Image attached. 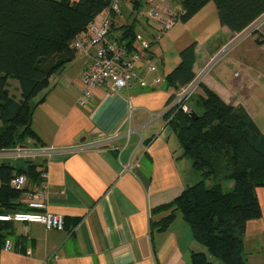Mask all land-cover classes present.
I'll return each mask as SVG.
<instances>
[{"label":"crops","instance_id":"0c3cea01","mask_svg":"<svg viewBox=\"0 0 264 264\" xmlns=\"http://www.w3.org/2000/svg\"><path fill=\"white\" fill-rule=\"evenodd\" d=\"M180 1L168 3L179 10ZM123 9L125 18L113 21L111 36L120 37V28L135 22L136 47L150 46V58L156 60L158 70L149 73L148 63L141 64L146 84L129 91L94 89L87 108L79 105L87 61L82 53L53 77L45 101L33 113L41 148L28 140L17 149L33 152L31 157L2 159L16 158L21 163L18 167L25 159L43 164L40 171L48 172L50 186L47 210L65 218V229L15 223L8 238L12 248L5 251L3 247L0 264H43L52 257L51 264H191L192 251H205L179 214L167 231L152 228V222L166 215L153 211L173 202L200 176L165 119L178 94L166 77L179 64L181 52L195 45L197 96H203L201 85H205L227 104L245 108L242 95L258 61V34L231 46L235 36L222 26L215 4L209 3L190 20L176 24L160 42L152 43L155 24L144 17L140 21L127 3ZM228 65L240 70L233 78L227 73ZM156 77L161 78L158 84ZM9 84L10 95L20 101L18 83L10 80ZM223 184L227 191L234 187L233 181ZM35 187L30 183L26 189ZM256 194L262 217L247 226L244 256L248 264H264V187ZM212 264L223 263L212 259Z\"/></svg>","mask_w":264,"mask_h":264},{"label":"trees","instance_id":"16d2710c","mask_svg":"<svg viewBox=\"0 0 264 264\" xmlns=\"http://www.w3.org/2000/svg\"><path fill=\"white\" fill-rule=\"evenodd\" d=\"M112 1L0 0V153L14 152L28 140L41 148L33 128L34 110L45 101L53 77L75 58L72 41ZM209 3L215 4L222 26L233 36L264 15V0H181L182 21L190 20ZM120 30L121 36L115 38L125 43L129 53L137 51L135 22ZM259 35L264 45V32ZM195 61V45H191L181 52L179 64L166 77L169 87L179 92L191 84L196 78ZM10 80L19 83L20 101L10 95ZM201 89L203 96L192 100L194 95L187 103L191 111L202 110L201 114L195 111L197 120L183 111L182 103L165 114L183 155L191 160L201 180L187 186L173 202L155 209L154 214L166 215L152 222V228L167 231L179 214L194 241L205 249L192 251L191 264H212V259L248 264L244 256L247 226L262 217L256 190L264 187V133L243 106L227 104L205 85ZM191 102L196 105L191 107ZM41 167L43 164L32 159H25L22 167L0 159V216L30 211L23 195L31 190H16L11 181L25 175L29 184L40 186ZM228 180L234 182L231 191L222 186ZM14 224L0 221V253Z\"/></svg>","mask_w":264,"mask_h":264},{"label":"built area","instance_id":"2783aa9c","mask_svg":"<svg viewBox=\"0 0 264 264\" xmlns=\"http://www.w3.org/2000/svg\"><path fill=\"white\" fill-rule=\"evenodd\" d=\"M124 3L131 6L133 15H141L155 24L157 34L153 36L152 43L160 42L168 31L182 21L185 14L182 9L178 10L170 6L168 0H113L99 19L90 23L87 29L71 43L72 49L77 53H82L87 60L82 78L85 88L79 99V105L82 108L90 105L93 90L96 88L107 87L110 91L119 93L145 85L146 79L139 70L141 64L148 63L149 73H156L158 70L156 60L150 58L149 45L146 44L143 49L129 53L125 43L111 36L113 21L125 18ZM134 3H139V7L135 8ZM256 31L259 34L264 32V15L251 28L235 35L230 45L241 43L244 39L253 36ZM154 82L160 83L161 78L156 77ZM198 89L199 85L196 82L181 89L176 95L173 107L182 103L183 111L190 113L191 110L187 103ZM14 152L20 153L23 150L17 149ZM48 177V172L44 171L41 176L43 183L26 194L25 203L29 212L1 215L0 221L35 223L43 225L47 230L63 231L65 218L49 213L47 210V198L50 195ZM28 185L29 181L25 175L15 176L11 181V186L20 191ZM11 248V241H6L5 251H10ZM53 260L54 257L48 258L43 264H51Z\"/></svg>","mask_w":264,"mask_h":264},{"label":"rangeland","instance_id":"374dc122","mask_svg":"<svg viewBox=\"0 0 264 264\" xmlns=\"http://www.w3.org/2000/svg\"><path fill=\"white\" fill-rule=\"evenodd\" d=\"M136 16H138L140 18V21L142 20L141 15H136ZM256 32L258 34V31H256ZM256 32H254V35L256 34ZM246 39H248V38H246ZM246 39H244V40H246ZM261 39L262 38L258 34V36H257L258 41L256 40L257 44H258V48H259L258 55H257L258 61L256 62L255 71H253L249 75L250 77L247 81L246 90L244 91V93L242 95V100H243V105L245 106L248 114L252 117L255 124L258 126V129L262 133H264V45H263V42H261ZM235 45L236 44H234V45L232 44L231 46H235ZM250 63L252 64V62H250ZM228 67H229V69H228L227 73L232 78L234 77V74L236 72H240V70L235 66H231V65L229 66L228 65ZM14 81H16V80H11V83L13 84ZM18 85H19V83H18ZM10 89L13 90L12 85H11ZM195 97H197V93L195 94V96L193 97L192 100H194ZM194 110L199 114L202 113V110L199 109V107L197 109H194ZM32 153L33 152L28 151V150L20 152V153H18V152L15 153L13 151H10L8 153H0V159L5 158L6 156H9V157L12 156V157H16V158L19 156L31 157ZM16 158L10 159V161L16 167H18L21 163H20V160L18 161ZM200 180H201V178L199 176V179L197 182H199ZM207 184H209V181L207 182ZM223 188L225 191H227L225 184H223Z\"/></svg>","mask_w":264,"mask_h":264},{"label":"water","instance_id":"95a60500","mask_svg":"<svg viewBox=\"0 0 264 264\" xmlns=\"http://www.w3.org/2000/svg\"><path fill=\"white\" fill-rule=\"evenodd\" d=\"M189 116L192 118V119H194V120H197L198 119V114L195 112V111H191L190 113H189Z\"/></svg>","mask_w":264,"mask_h":264}]
</instances>
